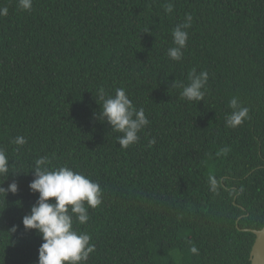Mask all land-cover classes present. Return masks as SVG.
Masks as SVG:
<instances>
[{"label":"trees","instance_id":"obj_1","mask_svg":"<svg viewBox=\"0 0 264 264\" xmlns=\"http://www.w3.org/2000/svg\"><path fill=\"white\" fill-rule=\"evenodd\" d=\"M173 12H165V4ZM0 148L9 158L0 197V264H38L43 243L25 231L38 193L34 161L68 166L99 183L89 209L88 264H250L264 227V0H0ZM193 16L179 62L172 30ZM207 71L204 101L180 98L177 81ZM125 88L150 124L122 149L96 89ZM250 119L226 127L230 100ZM97 100V103L96 101ZM23 136L27 144L13 143ZM155 144L149 146V141ZM220 181L216 193L208 176ZM54 202V201H50ZM16 227V231L11 229ZM195 244L199 255L191 254Z\"/></svg>","mask_w":264,"mask_h":264},{"label":"clouds","instance_id":"obj_2","mask_svg":"<svg viewBox=\"0 0 264 264\" xmlns=\"http://www.w3.org/2000/svg\"><path fill=\"white\" fill-rule=\"evenodd\" d=\"M18 7L24 12H31L33 0H18ZM171 3L165 4V12L172 13ZM8 15L7 7H0V17ZM193 16L186 14L185 21L172 30L173 46L167 50V56L173 61H181L187 46L188 31L192 27ZM209 73L197 72L193 68L188 73L187 85L174 81L172 88L180 87V98L188 102L204 101L207 92ZM97 100L100 102L99 120H105L112 131L122 133L117 142L122 149L136 144L140 133L150 124L143 107L137 108L129 98L125 88L120 87L115 95H109L101 86L96 89ZM231 113L226 117V127L237 128L250 119L249 109L239 102L238 98L230 100ZM14 144L22 147L27 144L23 136H17ZM155 144V139L149 141V146ZM9 158L3 148H0V179L4 180L11 172ZM48 156L38 157L34 161V178L29 184L33 194L38 193L30 214L22 218L25 231L35 230L43 243L38 249V264H88L90 254L95 253V245L91 243L92 236L88 232L78 231L74 225H84L90 220L89 209H97L103 203V190L99 183L93 181L82 172L74 171L68 166L51 167ZM0 183V197L6 202L9 193L15 195L19 191L18 184L13 181L7 188ZM209 190L216 193L220 187L219 179L208 176ZM54 201V202H50ZM11 231L15 232L13 226ZM191 254L199 255V249L193 244Z\"/></svg>","mask_w":264,"mask_h":264},{"label":"water","instance_id":"obj_3","mask_svg":"<svg viewBox=\"0 0 264 264\" xmlns=\"http://www.w3.org/2000/svg\"><path fill=\"white\" fill-rule=\"evenodd\" d=\"M255 237L250 253V264H264V227L259 231H249Z\"/></svg>","mask_w":264,"mask_h":264}]
</instances>
